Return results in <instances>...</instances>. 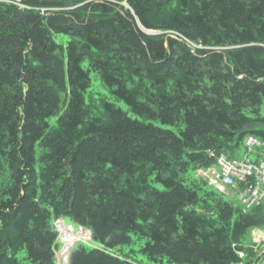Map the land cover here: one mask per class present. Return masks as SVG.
<instances>
[{"label":"trees","instance_id":"trees-1","mask_svg":"<svg viewBox=\"0 0 264 264\" xmlns=\"http://www.w3.org/2000/svg\"><path fill=\"white\" fill-rule=\"evenodd\" d=\"M90 71L130 115L92 113ZM247 136L264 142V0H0V264H58V218L91 233L68 264H137L132 236L155 264H249L264 207L186 176Z\"/></svg>","mask_w":264,"mask_h":264},{"label":"built area","instance_id":"built-area-1","mask_svg":"<svg viewBox=\"0 0 264 264\" xmlns=\"http://www.w3.org/2000/svg\"><path fill=\"white\" fill-rule=\"evenodd\" d=\"M244 146L247 157L241 160L230 159L225 153L209 151V155L216 158L215 165L198 169L197 176L221 193H225L227 188L231 189V195L237 196L240 209L247 213L264 207V142L254 136H247ZM253 152L256 153V159H248ZM53 227L62 245L56 252V260L58 264H66L67 255L74 244L87 242L90 234L79 226L66 224L61 218L54 220ZM80 234H86L84 239L78 238ZM239 257L243 259L244 253H239Z\"/></svg>","mask_w":264,"mask_h":264},{"label":"rangeland","instance_id":"rangeland-1","mask_svg":"<svg viewBox=\"0 0 264 264\" xmlns=\"http://www.w3.org/2000/svg\"><path fill=\"white\" fill-rule=\"evenodd\" d=\"M15 2L20 3V0H15ZM54 39L55 41L62 43V44H65V42L67 41L66 37L61 36V35L54 37ZM84 68L87 69V63H84ZM84 100H85L86 105L91 109L92 113L98 114L100 116L102 115V112H103L102 106H101L102 101L112 103L116 107L121 108L123 111L128 112V108L124 104V102L115 98L103 85L98 74H96L93 71H90V88L84 94ZM50 122L52 125L55 124V118H52ZM154 124L156 126L166 128V129H173V130L175 129L174 127L163 126L158 122H154ZM225 151H226L227 156L230 159L241 160L247 157L246 156L247 150L243 144H240L239 146H235L232 148L231 147L227 148ZM248 159L255 160L256 153L255 152L251 153L248 156ZM186 176L188 177V179L195 181L198 186L205 188L207 191H214L213 188L209 187L207 184H205L201 180V178L197 176V170L189 169ZM231 193L232 191L227 188L225 191V194H219V193L217 194L224 201L237 206L238 205L237 196L231 195ZM64 222L66 224H72V222L68 218H65ZM85 236L86 234H80L78 238L81 240V239H84ZM132 240L134 242L130 246L123 247L120 253L126 258H128L130 261H134V263H137V264H155L151 261H148L147 258L143 257L139 253L140 247L144 245L145 241H138L137 238L133 236H132ZM244 244L250 247L251 255L249 257L250 259L248 260L249 264H262L264 262V226L256 228L254 232L250 233V235L244 240ZM75 245L74 247L77 246ZM59 248H62V245H60ZM162 264H168V263L164 262Z\"/></svg>","mask_w":264,"mask_h":264},{"label":"water","instance_id":"water-1","mask_svg":"<svg viewBox=\"0 0 264 264\" xmlns=\"http://www.w3.org/2000/svg\"><path fill=\"white\" fill-rule=\"evenodd\" d=\"M141 30H142L144 33H146V34H151V35H154V34H155V33L151 32V31H144L142 28H141ZM262 264H264V262H263Z\"/></svg>","mask_w":264,"mask_h":264},{"label":"crops","instance_id":"crops-1","mask_svg":"<svg viewBox=\"0 0 264 264\" xmlns=\"http://www.w3.org/2000/svg\"><path fill=\"white\" fill-rule=\"evenodd\" d=\"M227 155V154H226Z\"/></svg>","mask_w":264,"mask_h":264}]
</instances>
